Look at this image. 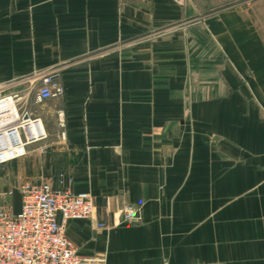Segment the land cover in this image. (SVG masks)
Here are the masks:
<instances>
[{
  "label": "crops",
  "instance_id": "crops-1",
  "mask_svg": "<svg viewBox=\"0 0 264 264\" xmlns=\"http://www.w3.org/2000/svg\"><path fill=\"white\" fill-rule=\"evenodd\" d=\"M223 1L0 0V91L46 134L0 204L64 172L94 199L66 226L92 264H264V39Z\"/></svg>",
  "mask_w": 264,
  "mask_h": 264
},
{
  "label": "built area",
  "instance_id": "built-area-1",
  "mask_svg": "<svg viewBox=\"0 0 264 264\" xmlns=\"http://www.w3.org/2000/svg\"><path fill=\"white\" fill-rule=\"evenodd\" d=\"M55 75L46 74L36 93V101L55 98L63 93L54 82ZM18 94L0 91V167L23 158L28 145L45 139L39 118L19 108ZM63 137V136H62ZM7 153V155H4ZM71 177L61 172L51 182H25L19 186L21 207L12 213L0 204V264H92L95 259L82 255L67 237L69 221L90 219L94 199L88 192L71 191ZM125 222L138 220L132 207L122 210ZM96 228L105 224L98 222ZM96 262L102 263L101 259Z\"/></svg>",
  "mask_w": 264,
  "mask_h": 264
},
{
  "label": "rangeland",
  "instance_id": "rangeland-1",
  "mask_svg": "<svg viewBox=\"0 0 264 264\" xmlns=\"http://www.w3.org/2000/svg\"><path fill=\"white\" fill-rule=\"evenodd\" d=\"M221 6L222 8L240 6V8L246 11L247 18L251 19L259 27L264 39V0H224ZM18 188L16 186L14 189L16 193L19 191Z\"/></svg>",
  "mask_w": 264,
  "mask_h": 264
},
{
  "label": "bare ground",
  "instance_id": "bare-ground-1",
  "mask_svg": "<svg viewBox=\"0 0 264 264\" xmlns=\"http://www.w3.org/2000/svg\"><path fill=\"white\" fill-rule=\"evenodd\" d=\"M4 155H7V153H5Z\"/></svg>",
  "mask_w": 264,
  "mask_h": 264
}]
</instances>
